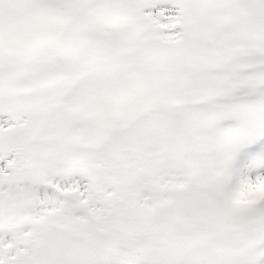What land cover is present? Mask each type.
<instances>
[{
	"label": "snow or ice",
	"instance_id": "6c2138e0",
	"mask_svg": "<svg viewBox=\"0 0 264 264\" xmlns=\"http://www.w3.org/2000/svg\"><path fill=\"white\" fill-rule=\"evenodd\" d=\"M0 264H264V0H0Z\"/></svg>",
	"mask_w": 264,
	"mask_h": 264
}]
</instances>
